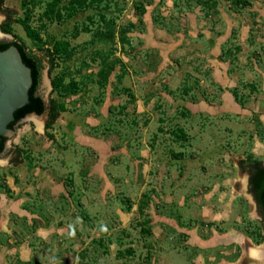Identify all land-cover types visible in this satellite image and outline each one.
Masks as SVG:
<instances>
[{"label": "rangeland", "instance_id": "374dc122", "mask_svg": "<svg viewBox=\"0 0 264 264\" xmlns=\"http://www.w3.org/2000/svg\"><path fill=\"white\" fill-rule=\"evenodd\" d=\"M13 39L51 89L0 163V264H258L264 0H0Z\"/></svg>", "mask_w": 264, "mask_h": 264}, {"label": "water", "instance_id": "95a60500", "mask_svg": "<svg viewBox=\"0 0 264 264\" xmlns=\"http://www.w3.org/2000/svg\"><path fill=\"white\" fill-rule=\"evenodd\" d=\"M50 89L48 72L37 52L0 44V157H6L11 149L17 123L30 119L40 124ZM3 160L0 158V163ZM248 181L251 191L246 196L254 204L252 215L264 223V164L248 176Z\"/></svg>", "mask_w": 264, "mask_h": 264}, {"label": "trees", "instance_id": "16d2710c", "mask_svg": "<svg viewBox=\"0 0 264 264\" xmlns=\"http://www.w3.org/2000/svg\"><path fill=\"white\" fill-rule=\"evenodd\" d=\"M53 9H54V6H52V10H53ZM27 33H28V34H31L32 31L29 30V29H27ZM0 44L15 45V46L19 47L20 49H22L23 51H25L26 53H32V52H30V51H28V50L26 49V46H25V44H24L22 41L17 40V39L8 40V41L0 40ZM64 45H65V42H61V41L58 40V41H55V42H54L53 47H54V50H56L57 52H60V51H62V48L64 47ZM39 59H40V64H41V66L43 67L42 59H41L40 57H39ZM260 166H262V165L257 166V167L255 168V170L253 171V173H254V172H255ZM253 173H252V174H253Z\"/></svg>", "mask_w": 264, "mask_h": 264}, {"label": "clouds", "instance_id": "9594fccd", "mask_svg": "<svg viewBox=\"0 0 264 264\" xmlns=\"http://www.w3.org/2000/svg\"><path fill=\"white\" fill-rule=\"evenodd\" d=\"M0 158L4 159L5 163H7L9 159L5 157H0ZM248 257L250 260L256 261L259 264L260 261H264V251H262L259 246L249 248Z\"/></svg>", "mask_w": 264, "mask_h": 264}, {"label": "flooded vegetation", "instance_id": "af4514ba", "mask_svg": "<svg viewBox=\"0 0 264 264\" xmlns=\"http://www.w3.org/2000/svg\"><path fill=\"white\" fill-rule=\"evenodd\" d=\"M3 41H8V40H3ZM248 187H249V191H251V186H250L249 181H248Z\"/></svg>", "mask_w": 264, "mask_h": 264}, {"label": "bare ground", "instance_id": "6f19581e", "mask_svg": "<svg viewBox=\"0 0 264 264\" xmlns=\"http://www.w3.org/2000/svg\"><path fill=\"white\" fill-rule=\"evenodd\" d=\"M40 124H41V122H40ZM39 125V124H38ZM2 163V162H1Z\"/></svg>", "mask_w": 264, "mask_h": 264}]
</instances>
